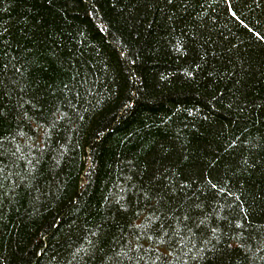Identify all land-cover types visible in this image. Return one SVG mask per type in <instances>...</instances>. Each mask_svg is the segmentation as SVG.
<instances>
[{
  "label": "trees",
  "instance_id": "obj_1",
  "mask_svg": "<svg viewBox=\"0 0 264 264\" xmlns=\"http://www.w3.org/2000/svg\"><path fill=\"white\" fill-rule=\"evenodd\" d=\"M0 264H264V0H0Z\"/></svg>",
  "mask_w": 264,
  "mask_h": 264
}]
</instances>
